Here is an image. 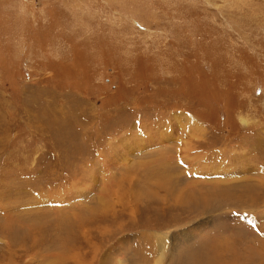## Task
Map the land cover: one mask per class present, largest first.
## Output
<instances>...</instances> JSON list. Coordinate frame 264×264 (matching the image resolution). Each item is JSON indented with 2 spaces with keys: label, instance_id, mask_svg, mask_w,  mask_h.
I'll return each instance as SVG.
<instances>
[{
  "label": "rangeland",
  "instance_id": "obj_1",
  "mask_svg": "<svg viewBox=\"0 0 264 264\" xmlns=\"http://www.w3.org/2000/svg\"><path fill=\"white\" fill-rule=\"evenodd\" d=\"M263 174L264 0H0V264H264Z\"/></svg>",
  "mask_w": 264,
  "mask_h": 264
},
{
  "label": "bare ground",
  "instance_id": "obj_2",
  "mask_svg": "<svg viewBox=\"0 0 264 264\" xmlns=\"http://www.w3.org/2000/svg\"><path fill=\"white\" fill-rule=\"evenodd\" d=\"M187 116V115H186ZM188 118V117H187ZM176 119H178V122H177V125H179L181 128H185L184 127V121H187V119L185 118V117H183L182 118V120L180 121V116H178ZM189 120V119H188ZM190 121V120H189ZM189 121H187V123L189 122ZM173 126V125H172ZM179 130V129H178ZM163 131V130H162ZM165 131V130H164ZM198 133L200 134V132L198 131ZM160 134H163V137H165V135H166V137L168 136V134H166V133H160ZM199 134L197 135V136H199ZM160 137H162V136H160ZM163 137H162V139H163ZM166 139V138H165ZM141 141V140H140ZM142 143V142H141ZM139 145V144H138ZM137 145V146H138ZM144 145V144H143ZM160 145V144H159ZM179 145H181V144H179ZM182 147H183V145H181ZM179 147V146H178ZM192 149V147L189 145V143L188 142H186V147L184 148V151H185V155H186V157H184L186 160H187V162H189L190 164H196V161H194V163L191 161L192 159H202L201 158V156L198 154V152H196L195 151V157L194 156H192L194 153L192 152L193 150H191ZM139 150V149H138ZM174 153V152H173ZM191 155V156H190ZM171 157L174 159V155H172L171 154ZM192 157V158H191ZM183 158V157H182ZM183 158V159H184ZM191 158V160H189ZM184 159V160H185ZM199 161V160H198ZM183 163V162H182ZM185 163V162H184ZM193 165V166H194ZM162 167H164V169H161V170H168V169H172V167H175V165H173V164H168V163H166V162H162V165H161ZM161 166H159V167H161ZM160 170V169H159ZM183 170L184 169H172V171H173V174H174V176L173 175H171V176H173V178L171 179V176H170V173L172 172H166L167 173V176H169L170 178H168V179H171V180H173V181H171V180H169V183H171L172 185L171 186H173V189H172V192H173V194L174 195H172L171 197H173V201H176V202H183V203H186V201H188V200H192L193 201V203L195 204V205H202V204H204V205H206V203L205 202H203L202 203V201L201 202H198V201H195V193L194 192H191V193H189V194H186V192L187 191H185V190H180L179 191V186H181L182 184V182L181 181H185L184 180V178H182V177H180L182 174V172H183ZM164 171V172H165ZM210 170H202V171H200V172H202L203 174H200V173H194V174H196V176L197 175H202V177L203 178H190V179H193V180H188L189 179V177H188V179H187V175H184V177L187 179L186 181H188V182H191V183H193V185L194 186H192V187H188V188H191V189H193V190H195L196 188H195V186L197 185H199V183H201V182H203V180H204V177L206 178V179H208V177H209V180H210V182H208L207 180V183H209V185H203L202 187L204 188V190H208V189H210V188H208L207 186H211V187H213L214 188V186H215V184H218V188L220 187L219 185L221 184H223V183H225V184H223V185H226V183H228V184H230V182H228V179L226 180L225 178H223V179H225V180H221L220 178H219V180L221 181H215V178H213V177H211V176H213V175H215V174H212V172L210 171ZM261 171V170H260ZM231 172H233V171H230V173L229 174H226V175H229V179H230V177H233L232 176V174H231ZM152 174H154V173H152ZM162 174V173H161ZM165 174V173H164ZM155 175V174H154ZM163 175V174H162ZM166 175V174H165ZM257 175V173L254 171V173H253V177H255ZM258 176H261V175H258ZM116 177V176H115ZM141 177V176H140ZM149 177H151V176H149ZM148 176H147V178H149ZM154 177V179H155V177L156 176H153ZM153 177H152V179H153ZM142 178V177H141ZM162 178H164V180H165V177L164 176H162ZM176 178V179H175ZM262 178H264V174L261 176V179ZM151 179V178H150ZM249 179V181L246 183V187L248 188V190H252L251 191V193L252 194H254L255 195V199H253V197L251 196V194L250 193H248L249 195H250V198L248 197V199L250 200V204L251 205H253V204H255V203H257L258 201H259V203H260V200L258 199V196H259V190L257 189V187H259L258 185H257V183L256 182H254V180L252 179V178H246L245 180H248ZM155 180H157V179H155ZM160 179H158V181H159ZM162 180V179H161ZM163 180V181H164ZM177 180V182H178V184H176L175 183V181ZM167 181V180H166ZM96 182V181H95ZM133 182V181H132ZM139 182V181H138ZM261 182V181H260ZM140 183V182H139ZM138 183V184H139ZM143 183V182H142ZM176 185H175V184ZM234 183V182H233ZM237 183V182H236ZM245 183V182H244ZM97 184V183H96ZM164 184V183H163ZM162 184V185H163ZM174 184V185H173ZM243 184V183H242ZM262 184L264 185V181L262 182ZM133 185L134 186H132L131 188H136L138 185L136 184V182L134 183L133 182ZM166 185V184H165ZM164 185V186H165ZM96 186V185H95ZM163 186V187H164ZM169 186H170V184H169ZM196 186V187H197ZM157 187V186H156ZM224 187V186H223ZM140 188V187H139ZM150 188V187H149ZM159 188V187H158ZM157 188V189H158ZM182 188V187H181ZM206 188V189H205ZM183 189V188H182ZM184 189H185V187H184ZM215 189V188H214ZM217 189V188H216ZM254 189H257L258 190V192H257V190L256 191H254ZM147 190V189H146ZM160 190V189H159ZM163 190H164V188H163ZM188 190V189H187ZM197 190V189H196ZM244 190V189H243ZM246 190V189H245ZM168 191V190H167ZM169 191H170V188H169ZM203 191V190H202ZM144 192H145V190H144ZM128 193V192H127ZM145 193H147V192H145ZM169 193V192H168ZM170 193H171V191H170ZM136 194V193H135ZM144 193L143 192H141V193H139V194H137V196H139V197H141L142 195H143ZM148 195H149V193H147ZM166 194V193H165ZM199 194V193H198ZM214 194V193H213ZM221 194H222V190H221ZM147 195V196H148ZM154 195L155 194H153V193H151L150 194V196H151V198H154ZM156 196V198H159V196L157 197V195H155ZM222 196V195H221ZM133 197V196H132ZM160 197H162V196H160ZM134 198V197H133ZM136 198V197H135ZM138 198V197H137ZM148 198H149V196H148ZM167 198H169V197H167ZM167 198H163V200L164 201H167V200H169V199H167ZM209 198V197H208ZM261 198H263L264 199V196H263V194L261 195ZM146 199V198H145ZM197 199V198H196ZM202 199V198H201ZM242 200V199H241ZM166 203V202H165ZM264 205V204H263ZM253 208V207H252ZM205 210V212L206 211H208V208H205L204 209ZM254 210V209H253ZM257 210V209H256ZM261 210H262V208H261ZM251 211V210H250ZM251 213V212H250ZM253 213V212H252ZM258 212H256V214H257ZM253 214H255V213H253ZM263 216V215H262ZM249 220V219H248ZM199 225V226H198ZM201 223H199V224H197V226H195L194 227V229H190L189 230V232H188V235L189 234H193V233H195V231H198V228H200L201 227ZM200 230V229H199ZM185 232V231H184ZM186 233V232H185ZM185 233H183V234H185Z\"/></svg>",
  "mask_w": 264,
  "mask_h": 264
}]
</instances>
